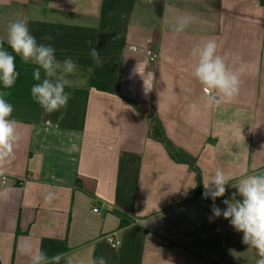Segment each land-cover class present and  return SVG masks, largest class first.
<instances>
[{
  "label": "crops",
  "instance_id": "1",
  "mask_svg": "<svg viewBox=\"0 0 264 264\" xmlns=\"http://www.w3.org/2000/svg\"><path fill=\"white\" fill-rule=\"evenodd\" d=\"M187 15L196 19L175 34L178 18ZM21 17L38 43L53 46L61 61L71 57L77 72L63 119L32 100L34 66L19 56L16 83L0 85L23 133L0 176V264H30L18 251L26 238L49 257L64 253L61 264L100 257L106 264H256L260 257L242 242L243 233L222 215L213 217L212 199L195 195L189 165L150 137L148 117L157 115L168 138L195 158L203 183L216 168L234 177L215 200L221 209L243 175L264 172L260 1L7 0L0 3V40L9 52L8 25ZM208 39L230 66L235 56L234 66H247L238 97L218 109L206 106L192 75L190 52ZM129 46L152 47L157 62ZM90 77L120 95L90 87ZM192 103L199 106L195 115ZM49 191L56 198L46 204ZM111 234L121 241L118 249L104 239Z\"/></svg>",
  "mask_w": 264,
  "mask_h": 264
},
{
  "label": "clouds",
  "instance_id": "2",
  "mask_svg": "<svg viewBox=\"0 0 264 264\" xmlns=\"http://www.w3.org/2000/svg\"><path fill=\"white\" fill-rule=\"evenodd\" d=\"M151 4L153 0H145ZM7 3V0H0ZM196 18L191 15L178 18L174 33L179 35ZM44 40H51V36H44ZM90 45L91 41L88 42ZM7 45L11 52L0 40V85L4 89H10L16 83L20 72L17 71L16 57L19 56L25 64L34 66L32 76L37 83L30 88V96L45 113L60 112L63 119L65 109L69 103L72 93L66 91L71 87L70 77L77 72V63L67 57L62 61L57 59L56 50L50 44L38 43L36 38L30 34L28 22L24 18H17L10 22L7 30ZM90 55L97 65L101 64L99 52L91 47ZM190 56L194 61L192 75L202 86L205 104L208 108H220L222 105L235 101L240 92L241 77L246 73L247 66L240 62L239 56L234 57L233 66H230L224 56L218 53V44L215 39H208L203 43L195 45ZM146 91L151 87L145 85ZM190 112L195 115L199 112V106L192 103ZM14 107L9 103L3 93H0V176L5 174V165L15 154L23 139V133L18 127V122L12 117ZM75 146H73L74 148ZM234 177L222 168H216L206 182L203 183L205 199L213 201V217L229 220L233 228L243 233L242 242L256 250L260 259L256 264H264V172L251 175H243L233 187L238 189L230 198L224 199L222 203L226 208L216 206L215 200L225 196L226 185ZM194 187V186H193ZM237 196L242 199H237ZM56 194L49 191L44 196V202L51 204ZM213 217H210V221ZM21 255L30 259V264H61L64 253H56L49 257L46 252L34 248L29 239L18 246ZM92 264H106L103 257L94 260Z\"/></svg>",
  "mask_w": 264,
  "mask_h": 264
},
{
  "label": "trees",
  "instance_id": "3",
  "mask_svg": "<svg viewBox=\"0 0 264 264\" xmlns=\"http://www.w3.org/2000/svg\"><path fill=\"white\" fill-rule=\"evenodd\" d=\"M261 5L264 7V0H259ZM89 86L95 87L97 90L120 95V92L116 90L114 87H112L109 83L103 82V81H96L93 77L89 78ZM137 108L136 103H132ZM148 122L150 125V137L158 142H160L168 152L169 156L178 163H184L188 164L189 167L194 171V173L197 175V187L194 191L196 193V196H203V193L205 191L203 186V179H202V172L200 168L196 164L195 158L187 153L185 150L179 148L176 146L166 135L165 129L155 114H151L150 117H148ZM220 198V197H219ZM217 198L216 200H218ZM207 199H211L210 197Z\"/></svg>",
  "mask_w": 264,
  "mask_h": 264
},
{
  "label": "built area",
  "instance_id": "4",
  "mask_svg": "<svg viewBox=\"0 0 264 264\" xmlns=\"http://www.w3.org/2000/svg\"><path fill=\"white\" fill-rule=\"evenodd\" d=\"M130 50L139 51L143 53L149 64H155L158 60V54L152 47H137V46H129ZM105 241L109 244V246L113 249H118L121 246V241L115 237L114 234L105 236Z\"/></svg>",
  "mask_w": 264,
  "mask_h": 264
}]
</instances>
